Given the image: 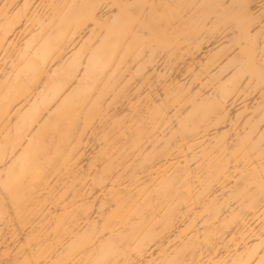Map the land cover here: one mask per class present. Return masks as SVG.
<instances>
[{
    "label": "bare ground",
    "instance_id": "bare-ground-1",
    "mask_svg": "<svg viewBox=\"0 0 264 264\" xmlns=\"http://www.w3.org/2000/svg\"><path fill=\"white\" fill-rule=\"evenodd\" d=\"M0 264H264V0H0Z\"/></svg>",
    "mask_w": 264,
    "mask_h": 264
}]
</instances>
